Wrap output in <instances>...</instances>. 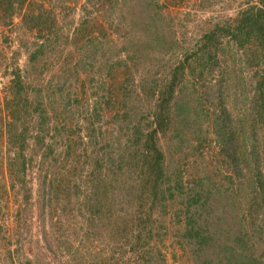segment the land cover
Wrapping results in <instances>:
<instances>
[{"label":"rangeland","instance_id":"obj_1","mask_svg":"<svg viewBox=\"0 0 264 264\" xmlns=\"http://www.w3.org/2000/svg\"><path fill=\"white\" fill-rule=\"evenodd\" d=\"M29 2L30 10L26 2L9 17L0 10V264H226L229 253L221 247L229 242L218 237L214 224L204 233L210 240L199 246L179 236L184 216L177 211L186 193L175 191L173 199L160 201L165 208L152 202L151 181L143 186L139 176L145 175L135 166L140 147L132 143L133 126L139 124L145 132L147 113L156 108L157 92L153 97L147 93L152 73L159 70L155 77L167 80L169 68L198 48L204 33L258 0ZM39 5L53 9V25L43 22L41 30L28 29L21 16L39 11ZM219 46L220 66L204 72L203 84L193 83L187 68L181 80L187 84L184 92L204 100L208 95L215 102L223 79L222 103L233 120L232 144L243 173L240 181L235 179L240 184L233 203L237 218L256 167L264 181V124L239 119L240 113L252 114L245 110L248 100H242L245 94L251 97L254 84L255 68L246 63V50H237L227 37ZM115 62L130 65L127 76L133 81L119 88L108 109L104 91L109 64ZM123 65L114 70H127ZM123 76L113 78L114 85ZM208 104L201 106L217 112ZM173 115L171 107L170 122L155 138L167 173L180 165L184 185L198 177L220 181L225 172L232 174V163L224 162L220 143L210 133L211 124L194 115L187 121ZM200 136L208 140L195 150ZM69 140L77 143L67 155ZM120 155L126 159L122 171L110 163ZM164 179L163 187L168 184ZM254 186L258 191L257 181ZM259 212L253 223L264 230V213ZM140 217L144 225L137 221ZM246 219L243 228L250 232L252 217ZM250 239L249 251L264 264V238Z\"/></svg>","mask_w":264,"mask_h":264},{"label":"trees","instance_id":"obj_2","mask_svg":"<svg viewBox=\"0 0 264 264\" xmlns=\"http://www.w3.org/2000/svg\"><path fill=\"white\" fill-rule=\"evenodd\" d=\"M26 2L30 10L33 5L29 0H0V10L4 16L9 17L14 10H21ZM51 14H53V9L51 7H42L39 5V11L33 13L24 11L21 19L28 29L41 30L43 29L41 25L43 22L48 23L47 27L53 25V17ZM79 31L80 33H88L86 30ZM79 31H77V34H80ZM103 32L104 31H101V34H103ZM224 37H227L228 42H235L237 50H241L243 53L245 50L246 52L249 51L248 53L251 55L245 52L246 63L251 69L255 68L252 77L254 82L251 86L252 95L249 99L246 94L242 98L243 101L248 100L247 106L249 107L245 110H250L252 114L246 115L240 113L239 119L245 120L249 118L253 126L258 123L260 125L264 124V0H258V5L246 7L240 11L232 21H226L223 25H216L215 28L204 33L202 35L203 42L199 47L189 52V54L184 51L185 54H183L182 60H178L177 64L169 68L167 72L169 78L167 80H161L159 79L160 77H155L159 70L152 73V77L154 74V78H151L147 84V88L150 89L147 93H150L153 97L154 93L157 92V96H154L156 108L147 113L148 120L145 123V132H143L139 124L133 126V133L136 135V139L133 140L132 143L138 144L140 147V154H137V158L139 157V159L135 166L141 170V174L145 175L139 176V179L143 181V186L151 181L153 203H160V201L165 199H173L175 191L180 194L186 193L185 203L182 208H180L179 212L177 211V214L181 211V214L183 213L184 216V230L179 236L181 235L182 237L195 240V243L199 246L202 242L210 240V237H207V234L204 233L205 230H209L211 225L214 224L216 232L219 233L218 237H220V235L221 237H226L227 240L225 241L229 242L228 244L226 243V246L221 247L222 250H226L227 253H229L226 264H260V260L253 255V252L251 253L249 251L252 241L251 239L248 241V238L253 237L254 241H260L261 238H264L263 228L260 225L255 226V223H253L254 216L259 214V211H263L264 213V181L259 177L260 172L256 167L253 171L254 176H250V181L253 185L250 190L245 193V197L248 198L247 201L244 200V202L246 201V205H241V203H239L243 210H241V213L237 212L240 214H237L236 218V206H234L233 203L237 200L236 195L239 192L238 187L240 186L238 181H240L239 178L243 176V173L242 169L238 166L237 154L232 144L236 143L233 120L229 111L222 103L225 97L224 93H222L224 88L222 83L223 79L218 81L219 85L215 94V102H211L208 95L205 96L206 100H204L201 96L194 97L184 92L187 88V84L181 80L184 79L185 75L183 71L187 68L190 76L193 77V79L195 78L193 83L202 81L201 84H203L205 78L204 72L211 73L213 69L219 65V56L217 53L222 49L219 44H221L222 38ZM123 63L125 62L109 64L107 73L110 82L105 87V96L103 99L108 109L113 107V97L119 88L122 89L124 83L126 84L127 81H133L130 75L127 76L130 65H123ZM121 65L125 66L127 70L123 67V72L117 73L114 68L120 67ZM219 71L222 74L223 70ZM118 74L124 75L122 83L119 86L114 85L112 80ZM177 85H179V87L176 94L174 92ZM193 91L194 90H192L191 93ZM205 101L209 103L208 105H213L217 112L215 110L210 111L209 108H202L201 105ZM171 107L175 114L173 116L182 115L181 120L187 121L190 115H194L202 122H208L209 125L211 124L210 133H212L213 136L215 135L220 143L219 151L222 153L224 162H227V164L232 163V174L225 172L226 174L224 173L223 176H220L222 181L210 179L208 176L198 177L192 180L193 184L187 181L186 187L180 180L181 172L183 171L180 165L167 173V166L164 163V154L156 145L155 138L157 132L162 131L163 133L166 129L164 128L165 124L170 122L168 110H170ZM15 118H18V114L15 115ZM152 124H155V126L151 127ZM67 131L71 133L73 130L67 127ZM142 137H144L143 140H140ZM40 139L38 138L36 140L38 142V147H40ZM205 140L207 141L208 138L202 136L197 138L194 149L198 150L202 148L205 144ZM76 143V140H69L66 146L67 155H70L71 145H75ZM242 143L243 142L240 141V146ZM47 149L51 151V149ZM49 153L50 152L47 154L49 155ZM123 156L124 155H120L118 159L110 161L112 164H117V168L120 171L124 168L122 162H126V159L123 160ZM24 166L25 159L22 158V169H24ZM163 178H165L164 181L168 180V184L164 187L161 184ZM235 179H238V186L235 185ZM255 181H257L259 185L258 191L256 186H254ZM57 187H59V182L56 184L55 189H57ZM183 189H185V192ZM85 197L89 200L87 193ZM91 199L92 198H90V200ZM144 199L145 197H141L140 205L144 204ZM160 205L165 208L162 202ZM177 214L176 220L179 221ZM247 216L248 218L252 217V221L249 219V221H251L250 232L248 229H244ZM137 221H141L140 225H144L146 222L142 221V217ZM232 226H235L237 230L234 231L231 228Z\"/></svg>","mask_w":264,"mask_h":264}]
</instances>
